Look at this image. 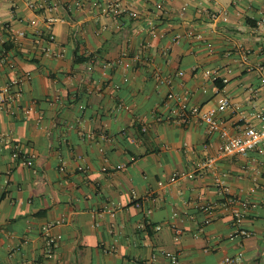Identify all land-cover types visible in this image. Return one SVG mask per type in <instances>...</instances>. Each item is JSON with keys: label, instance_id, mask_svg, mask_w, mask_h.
Here are the masks:
<instances>
[{"label": "crops", "instance_id": "obj_1", "mask_svg": "<svg viewBox=\"0 0 264 264\" xmlns=\"http://www.w3.org/2000/svg\"><path fill=\"white\" fill-rule=\"evenodd\" d=\"M112 1L0 0V264H264V142L204 169L219 133L155 118L215 109L217 72L222 126L264 127L263 1Z\"/></svg>", "mask_w": 264, "mask_h": 264}, {"label": "built area", "instance_id": "obj_2", "mask_svg": "<svg viewBox=\"0 0 264 264\" xmlns=\"http://www.w3.org/2000/svg\"><path fill=\"white\" fill-rule=\"evenodd\" d=\"M167 1V0H166ZM264 3V0H262ZM110 8L113 10L114 14L118 16L124 9L120 5V0H113L110 4ZM157 9H163V2L159 1L156 3ZM130 14H133L130 12ZM60 17L53 15H48L45 19L47 24H51L56 21H61ZM257 24L264 23V14L260 19L257 20ZM40 32L38 33V35ZM165 53V51H164ZM93 59H90L92 62ZM182 74V72H178ZM208 74V73H207ZM209 78L214 82V95L216 96V107L215 109H204L202 106L190 103L186 97H177L175 92L169 90L164 101L165 110L163 112L155 113V118L157 121L166 122H180L183 124L189 123L191 120L195 119L199 123L205 124L211 131H217L221 138V143L219 145L216 154L206 156L201 162V167L204 169H213L215 167L216 161L220 157L224 156H245L250 150L260 146L264 142V127H255L253 125H246L241 128L240 132L237 134L229 133V131L222 126L220 121L216 116V112L224 111L231 105L230 97L224 93V84L228 81L227 77L220 76L217 72H212L208 74ZM220 80L222 86L215 84V81ZM166 83L171 84L172 80L166 78ZM12 94H9L4 87H0V104L10 101ZM29 161L23 159V163L27 164ZM182 177L191 178L194 173H181ZM238 200L233 196L226 194L224 198V206L230 208L234 222L237 228L234 230L235 234L248 235V232L240 229L239 223L245 217V208H239L237 206ZM134 205L136 207H141V201L138 199L134 200ZM150 209H147L146 214L149 215ZM160 226H156L159 228ZM174 239L177 240L181 235V230L174 227ZM56 241L53 237H48L46 241L47 254L50 255L52 248L55 246ZM172 263L183 264L176 254L166 252ZM233 259L230 257L225 258L224 264H230Z\"/></svg>", "mask_w": 264, "mask_h": 264}, {"label": "trees", "instance_id": "obj_3", "mask_svg": "<svg viewBox=\"0 0 264 264\" xmlns=\"http://www.w3.org/2000/svg\"><path fill=\"white\" fill-rule=\"evenodd\" d=\"M86 58H83V57H77L76 60H85ZM215 84H217L218 86H222V82L220 80L218 81H215Z\"/></svg>", "mask_w": 264, "mask_h": 264}]
</instances>
